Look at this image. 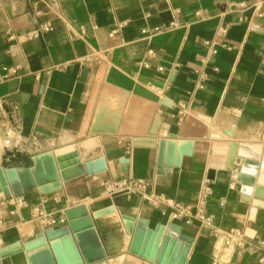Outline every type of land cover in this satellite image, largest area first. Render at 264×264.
<instances>
[{
    "label": "crops",
    "instance_id": "1",
    "mask_svg": "<svg viewBox=\"0 0 264 264\" xmlns=\"http://www.w3.org/2000/svg\"><path fill=\"white\" fill-rule=\"evenodd\" d=\"M257 1L0 0V160L33 168L36 154L68 149L80 163L105 158L114 165V172L79 173L49 193L37 186L22 198L0 193V249L63 227L64 209L85 203L91 212L115 208L95 219L109 258L129 251L131 235L122 219L127 215L148 220L152 229L181 225L193 240L187 264H264V198L244 201L238 181L230 188L238 160L233 170L210 166L216 142L263 143L264 3L255 9ZM242 2L247 7L240 8ZM42 21L52 22L54 31L28 38ZM173 21L177 28L153 32ZM223 27L231 49L219 47L213 55L204 42L217 41ZM105 84L142 99L132 108L129 101L124 121L130 127H143L151 109L165 117L157 139L107 133L77 138L89 103L97 106ZM187 115L206 124L208 135L188 138L192 154L179 166L164 164L170 171L159 173V141L180 138ZM231 130L232 137L224 133ZM123 157L127 172L121 171ZM123 177L147 183L145 192L109 193L106 183ZM202 192L210 193L215 227L241 230L242 244H227L198 221L171 219L166 200L194 212ZM0 264H27L26 253L0 255Z\"/></svg>",
    "mask_w": 264,
    "mask_h": 264
},
{
    "label": "water",
    "instance_id": "2",
    "mask_svg": "<svg viewBox=\"0 0 264 264\" xmlns=\"http://www.w3.org/2000/svg\"><path fill=\"white\" fill-rule=\"evenodd\" d=\"M131 107L135 101H141L138 96H132L129 91L110 84H105L96 106L95 100L89 103L78 139L88 135L121 134L133 136H149L157 139L165 117L161 113L155 115L151 109L145 119V125L134 129L124 121V114L129 101ZM154 106V103H152ZM162 105L171 108L168 101ZM155 107V106H154ZM130 110V109H129ZM39 126L37 127V130ZM209 127L192 115H187L179 132L180 138H161L159 141V173L169 172L162 169L164 164L179 166L185 155L193 152L194 141L188 138H206ZM232 137L233 130L224 131ZM263 143H228L216 142L212 148L210 166L222 169H234L238 160V182L241 184L243 200L251 202L252 198H264V173L259 172ZM0 144V148H1ZM16 158L11 157V161ZM4 157L0 160V193L5 197L22 198L25 189L38 187L43 193L60 189L62 186L59 167L54 151L38 153L33 159V186L25 188L18 177L20 169L9 166ZM121 171H128V159H120ZM81 173L92 175L107 171L110 167L114 172L112 162L107 163L105 158H98L86 163H80ZM115 175V173H114ZM51 185L50 190L43 187ZM114 207H108L91 212L85 203L64 209L66 223L63 227H49L38 232L34 237L25 241H18L0 249V255L6 257L20 252L26 253L27 264H143L148 261L153 264H187L192 239L182 234V226L176 223L149 227V221L143 218L135 219L123 215L122 219L128 233L131 235L129 251L116 258H109L104 243L95 225V219L114 212Z\"/></svg>",
    "mask_w": 264,
    "mask_h": 264
},
{
    "label": "built area",
    "instance_id": "3",
    "mask_svg": "<svg viewBox=\"0 0 264 264\" xmlns=\"http://www.w3.org/2000/svg\"><path fill=\"white\" fill-rule=\"evenodd\" d=\"M264 3V0H258L255 2L252 6L255 7V9H258L260 5ZM240 8L247 7V3L242 2L238 5ZM41 13L38 11L36 12V15L39 16ZM198 16L201 15L200 12L196 13ZM178 27V23L176 21H173L167 25L164 26H157L153 28L154 33H161L170 31L172 29H175ZM55 27L54 24L50 21H42L37 24V26L30 31L27 34L28 38H36L43 34L50 33L54 31ZM143 33H147L146 30L143 31ZM228 33V27L222 28V37H220L217 41H205L204 45L207 47L208 52H210L213 55H216L218 53V48H229L227 43L224 41V37ZM148 55H155L154 49L148 50ZM131 143H127V150L130 149ZM233 182L230 185L231 189L236 188V183L238 181V168H235L233 171ZM106 187L108 189L109 193H115L118 191L126 190L130 193H137V192H145L147 188V183H144L142 181H139L137 179L123 177V178H114L112 181H109L106 183ZM209 192H202L199 197L198 201L195 205V211H192V208L190 205L184 204L180 201H177L176 199L170 198L166 200V204L171 209V219L173 221L178 222H184V223H193L195 221H198L203 228H206L210 231V233L214 237H221L224 236L226 238V243L229 244L231 242H237L239 245L243 243L244 233L236 228H230V229H219L216 228L214 225V215L209 213L208 211V202H209ZM223 205L224 203L221 202ZM38 208H36V213H41ZM66 223V219L62 220Z\"/></svg>",
    "mask_w": 264,
    "mask_h": 264
},
{
    "label": "bare ground",
    "instance_id": "4",
    "mask_svg": "<svg viewBox=\"0 0 264 264\" xmlns=\"http://www.w3.org/2000/svg\"><path fill=\"white\" fill-rule=\"evenodd\" d=\"M68 151V149H65L56 153V160L60 171L61 182L66 181L69 178L81 173L80 159L78 158L76 151H73L71 153H69ZM62 159L65 160L62 161ZM18 177L21 179L25 188L33 186V176L30 169H20ZM51 187V185L45 186L43 187V190H50Z\"/></svg>",
    "mask_w": 264,
    "mask_h": 264
}]
</instances>
